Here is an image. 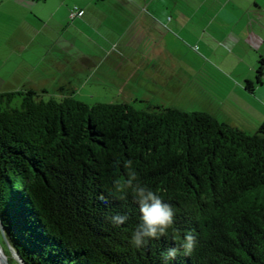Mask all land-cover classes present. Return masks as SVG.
Masks as SVG:
<instances>
[{
    "label": "trees",
    "instance_id": "trees-1",
    "mask_svg": "<svg viewBox=\"0 0 264 264\" xmlns=\"http://www.w3.org/2000/svg\"><path fill=\"white\" fill-rule=\"evenodd\" d=\"M44 95L0 92V222L25 264H164L177 245L134 248L137 206L110 194L129 159L198 238L170 264H264V122L248 134L207 112ZM116 212L129 222L113 227Z\"/></svg>",
    "mask_w": 264,
    "mask_h": 264
},
{
    "label": "crops",
    "instance_id": "crops-1",
    "mask_svg": "<svg viewBox=\"0 0 264 264\" xmlns=\"http://www.w3.org/2000/svg\"><path fill=\"white\" fill-rule=\"evenodd\" d=\"M73 8L84 11L83 16L70 20L69 11ZM12 20L20 25L6 36V51L18 55L19 65H30L34 76L32 82L23 81L21 85L25 87L20 90L47 94L48 77L54 78L56 70L70 75L86 74L90 68H102L104 63L123 76L135 77L139 83H164L159 73L162 66L156 72L151 67L166 63L168 34L184 33L214 54L216 65H232V70L237 71L231 88L242 102L252 105L250 110L240 106L229 109L236 113L258 111L254 104H259V114L252 115L261 117L259 123L264 119V75L259 85L262 91L252 82L253 70L264 58V0H0V23ZM93 22L99 26L93 28ZM106 26L107 31L101 30ZM71 29L77 33L72 40L67 37L63 43L57 41ZM84 29L92 30L90 41L97 38L94 48L102 56L95 63H99L92 65L89 59L81 57L82 65H73L71 59L58 58V54L67 55L78 45L77 35L84 36ZM79 43L85 46V42ZM141 49L147 57H130L125 59L130 65L120 64L123 52L139 53ZM49 54L53 57L49 58ZM5 58L0 65H4ZM238 65H242L240 71ZM243 70L246 73H241ZM47 71L49 76L45 77ZM245 81L254 88L249 95L242 93Z\"/></svg>",
    "mask_w": 264,
    "mask_h": 264
},
{
    "label": "rangeland",
    "instance_id": "rangeland-1",
    "mask_svg": "<svg viewBox=\"0 0 264 264\" xmlns=\"http://www.w3.org/2000/svg\"><path fill=\"white\" fill-rule=\"evenodd\" d=\"M19 25L20 22L16 20L0 23V63L4 57H7L4 59V65H0V92L6 90L19 91L25 87L21 85L23 81H34L30 65H19L18 55L6 51L8 47L6 36ZM92 26L93 28L98 27L99 24L93 22ZM102 29L107 31V26L102 27ZM73 31L75 30L66 31L57 38V41L63 43L67 37H71L72 40L77 34ZM84 31V36L77 35L78 45L70 50L71 52L67 55L58 54V58L71 59L70 62L73 65H82L79 61L81 57L89 59L92 65L99 63H95L102 56L94 48V41L97 38L94 36L91 44L89 36H93L92 30L84 29ZM171 34L173 36L170 33L168 34V53L165 54L166 63L152 65L151 67L156 72L158 71L157 68L162 66L159 73L164 79V83L155 82L152 86L139 83V80L137 81L135 77L123 76L121 72H117L104 63L102 68L97 71L90 68L86 74L73 72L70 75L56 70L54 72L55 76L52 78L51 76L48 77L49 72L47 71L44 76L49 78L50 84L46 88L47 94L44 95V99L47 100L49 97L60 98L68 93L74 99L88 105L95 103H127L137 109L158 105L165 108H176L187 113L207 112L219 122L237 123L236 128L239 127L238 129L248 134L255 133L264 122V119H262L263 121L259 123L261 117L252 115V113L259 114V109H261L259 104H254L258 111H240L236 113L230 108L233 111L232 113L229 109V106H235L234 108L240 106L241 109L250 110L249 106L252 105L249 102H242L239 94L232 90L231 83H233L234 78H237V71L232 70V65H216L215 62L218 61L214 58V54L208 53L202 47V44L197 45L187 38L184 33H181L180 36L174 32ZM181 41L184 44H181ZM79 42H85V46ZM79 49H82V51H79ZM130 52V50H127L122 53V56H120L122 59L121 65H130L129 60H125L127 58H144L148 56L147 53L142 52V49L139 53ZM48 57H53V54H49ZM258 67L259 65L253 70L252 82L255 85ZM241 68L242 65L237 66L238 71ZM241 73L246 72L243 70ZM17 79H19L20 84ZM59 80L62 81L56 83ZM246 83L247 81L243 84L242 93L249 95V92L245 90ZM262 90L263 87L259 86V92ZM18 104L19 99H16L12 106H18ZM229 124L232 126L231 123ZM11 264L16 263L12 262Z\"/></svg>",
    "mask_w": 264,
    "mask_h": 264
},
{
    "label": "clouds",
    "instance_id": "clouds-1",
    "mask_svg": "<svg viewBox=\"0 0 264 264\" xmlns=\"http://www.w3.org/2000/svg\"><path fill=\"white\" fill-rule=\"evenodd\" d=\"M120 163L116 161L114 167ZM123 168L125 174L112 181L110 194L122 201L131 196L137 206L138 222L131 230V245L136 249H142L150 241L171 239L177 246L169 247L161 252L164 264H170L181 254L191 256L198 248L199 241L192 230H182L176 226L175 206L141 179L132 160L124 161ZM97 202L105 207L109 205V200L104 196H100ZM106 219L113 227L118 228L127 224L130 217L126 213L116 212L107 216Z\"/></svg>",
    "mask_w": 264,
    "mask_h": 264
},
{
    "label": "water",
    "instance_id": "water-1",
    "mask_svg": "<svg viewBox=\"0 0 264 264\" xmlns=\"http://www.w3.org/2000/svg\"><path fill=\"white\" fill-rule=\"evenodd\" d=\"M0 228H2L1 222ZM12 262L16 264H25L23 258L9 242L2 228V231H0V264H11Z\"/></svg>",
    "mask_w": 264,
    "mask_h": 264
},
{
    "label": "built area",
    "instance_id": "built-area-1",
    "mask_svg": "<svg viewBox=\"0 0 264 264\" xmlns=\"http://www.w3.org/2000/svg\"><path fill=\"white\" fill-rule=\"evenodd\" d=\"M84 14V11L78 10L77 8H73L69 11V19L73 20L75 18H80Z\"/></svg>",
    "mask_w": 264,
    "mask_h": 264
}]
</instances>
